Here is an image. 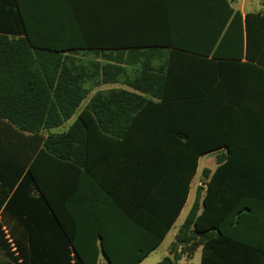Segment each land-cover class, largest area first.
<instances>
[{"label": "trees", "instance_id": "trees-1", "mask_svg": "<svg viewBox=\"0 0 264 264\" xmlns=\"http://www.w3.org/2000/svg\"><path fill=\"white\" fill-rule=\"evenodd\" d=\"M147 1L159 3L168 36H115L118 17L128 26L153 19L138 11ZM188 32L199 34L187 41ZM225 62L252 67L264 88V0L243 16L229 0H0V207L7 198L3 208L15 211L7 231L18 251L1 229L0 248L13 264H97L100 252L108 264H137L187 200L199 155L220 146L226 153L202 169L173 258L154 264H178L198 246L199 264H264L260 120L250 119L258 124L246 126L238 150L230 120L208 132L199 109L208 112ZM115 82L128 89L89 96ZM85 98L67 128L52 131ZM112 155L117 180L107 176Z\"/></svg>", "mask_w": 264, "mask_h": 264}, {"label": "crops", "instance_id": "crops-1", "mask_svg": "<svg viewBox=\"0 0 264 264\" xmlns=\"http://www.w3.org/2000/svg\"><path fill=\"white\" fill-rule=\"evenodd\" d=\"M229 2H230V6L234 10H238L242 14V16L247 12H256L260 10L263 6V0H259L260 6H256L254 0H229ZM158 5L159 3H155L151 1L140 2L137 5L138 11H143L142 13H146V12L152 13L153 19L146 17L143 18V21L130 20V26L124 23L126 19L120 17L115 19V22L118 23V27H114L115 30L114 35L125 36L129 39H132L133 37L155 39L158 41H161V39H165L168 36L167 25L162 18L161 15L162 10L157 8ZM154 13L158 15L156 16ZM198 34L199 33L197 32H188L184 34L185 36L183 38H185L187 41H193V38L197 37ZM129 50L123 49L125 54L130 53ZM167 50L168 49L163 48V49H157L156 51L162 54ZM112 51H115V49H112ZM222 52H233V51L226 50ZM163 60H164L163 57L160 58L154 57L152 60H150V64L157 67L158 65L162 64ZM130 67L132 66L130 65L127 66V68ZM222 67H223L222 70L223 72L220 83L221 86H219L215 95L209 97L208 112H204L202 108L199 107L200 113H202L201 117L203 116L209 119V124H208L209 127L207 128V131L212 132V131L220 130L219 128L225 125V124H220V122L223 120V123H225L224 121L229 119L230 121L228 127V138L232 141V144L236 149L241 150V148H243L244 145L243 141L248 136L245 131L246 126L250 123L258 124V121L256 120L250 121V119L259 118L260 120L259 124L261 129L260 132L256 133V136L260 141H262L260 150L264 152V88L262 87L263 79H259L258 71L254 69H248L252 67L249 66L247 67V65H244L243 63L225 62L222 64ZM249 70L253 72H249ZM253 75L256 76L255 80L253 79ZM111 84L116 85V87H122L128 89L127 86H125L122 82H115ZM198 129L205 130V128L201 125H199ZM223 153H226V148L220 146L218 148H215L214 150H210L209 152L200 154L197 159V169L192 179V182L197 175H202L201 171L203 168H207L210 170V172H212L218 165L217 156ZM114 156L115 155H112V158L110 159V163L108 165L109 169L107 172V176L110 180H114V179L117 180L120 174L119 172L120 160L118 158H115ZM76 174L77 173L75 171V174L71 173L70 175L71 177L70 188H69L70 195H73V193L76 191L75 189L76 178H77ZM243 179L244 178H242V180ZM192 182L190 184L189 194L191 191ZM81 190H82V185H81ZM6 201L7 198L5 202ZM5 202L0 207V229L5 234V238H7V242L9 243L10 246V251H12L13 254L15 255L18 251V247L17 249H15V245L13 244L9 232L7 230H13L17 226L16 223L17 218L15 217L14 215L15 211L12 208L10 207L3 208ZM185 204L186 201H184V203L182 204V208L180 212L178 213L174 222L169 227L168 231L166 232V234L163 236L162 240L158 244L159 246L161 242L168 237L167 248L164 252L165 253L164 256L169 254L170 246L172 242L176 240V233L182 222L181 224H178L177 228L173 229V227L175 222L183 212ZM71 211L72 213L73 212L82 213L85 212V209L84 207H79L77 209V207L72 205ZM197 248H200L201 250L200 246H198ZM153 250H151L137 264H142ZM188 258L189 257H186L185 255L182 254L177 260V263L188 264L187 263ZM20 260L21 258H18L16 260V263L18 264ZM3 262H6L7 264L14 263L10 259V257L6 255L3 252V250L0 248V264H2ZM97 264H108L101 252L98 255Z\"/></svg>", "mask_w": 264, "mask_h": 264}, {"label": "rangeland", "instance_id": "rangeland-1", "mask_svg": "<svg viewBox=\"0 0 264 264\" xmlns=\"http://www.w3.org/2000/svg\"><path fill=\"white\" fill-rule=\"evenodd\" d=\"M254 2H255L256 6H260L259 0H254ZM110 87H116V85L106 84V85H100L98 87H95L90 92L89 96L97 89H106V88H110ZM87 99L88 98H85L81 102V104L78 107V109L76 110V112L68 120H66L62 125L53 128L52 131H63V130H65L67 128V126L75 118V116H76L77 112L79 111V109L85 104ZM204 182H205V178L202 175H197L194 178V180L192 182L190 194L188 195L187 200H186V204H185L184 210L181 213V215L179 216V218L177 219V221L175 222L173 229L177 228L178 224H181V222H183V220H184V218H185V216H186V214H187V212H188V210H189V208L191 206V203L193 201V195H194L195 187H197L199 185H203ZM203 187H204V185H203ZM176 241H178L177 238H176ZM167 243H168V237L165 238L161 242V244L149 254V256L144 260V262L142 264H154L155 262L160 260L162 258V256H164V254H165L164 252H165V250L167 248ZM200 252H201L200 248H197L193 252V254L188 258L187 263L188 264H199V262H200ZM169 253H170V250H169Z\"/></svg>", "mask_w": 264, "mask_h": 264}, {"label": "water", "instance_id": "water-1", "mask_svg": "<svg viewBox=\"0 0 264 264\" xmlns=\"http://www.w3.org/2000/svg\"><path fill=\"white\" fill-rule=\"evenodd\" d=\"M170 257H171V259L173 258V255L172 254H170Z\"/></svg>", "mask_w": 264, "mask_h": 264}]
</instances>
